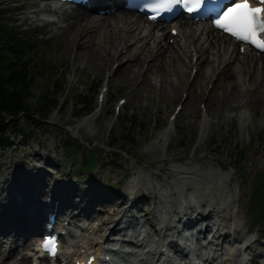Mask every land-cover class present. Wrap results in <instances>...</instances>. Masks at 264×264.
<instances>
[{"label":"rangeland","instance_id":"1","mask_svg":"<svg viewBox=\"0 0 264 264\" xmlns=\"http://www.w3.org/2000/svg\"><path fill=\"white\" fill-rule=\"evenodd\" d=\"M10 1L15 3V7L29 5L32 2V0ZM34 10L24 9L17 12L14 15L16 24L29 27L32 29L31 34L37 32L50 37L51 40L46 41L45 51L49 59L63 64L62 81L65 77L71 84L72 90L74 89L73 91L79 87L80 91L88 95L97 107L88 120L77 118L75 116L76 110L70 103L66 106L63 104V108L59 111L53 110L48 123L44 124L38 138L34 139L29 145L22 147L20 152L10 151L2 156V160H0V190L4 185L7 188L9 183V185L17 184L23 177L22 175L25 174L26 176L27 173H29L30 182L37 184L36 181L39 178L36 177L39 175L45 177V182L50 183L53 181L55 183L59 178H67V169L73 167L74 185L79 188L87 186V191L81 193L85 198L84 203L81 205L84 210L95 208L96 213H98L101 204L106 202L103 200L93 207L89 205V201H86L89 195L93 196L98 192H109L111 184L125 181V175L135 179V183L130 189L128 186L130 181H125L123 185V194H128L130 198L134 195L139 198L145 195L152 196V191H159L161 194L166 193L169 201H172L173 198L179 197V195H172L174 189L169 188L168 183L173 178H168L163 168L172 167L171 164L174 161L171 160V153L173 149H178L180 151L178 156L182 160L174 162L175 165H195L201 171L209 174L219 184L221 193H217L218 196L233 201L231 205L234 215L232 214L231 221L227 220V224H238L242 237L254 239L257 237L256 233L261 232L264 238V221L253 223L250 218L252 184L256 174L264 170V101L253 99V104H250L251 101L243 99L232 101L231 106L227 103L221 104L223 95L220 90L216 91L212 87L214 79L205 82L202 86L206 93L211 91L209 100L194 95L188 97V92H182V96L174 97L170 94H160L158 91L150 92L145 87H139L136 90L138 82L134 84L120 79L125 71L116 67L117 64L121 65L122 60H108L104 49H99V53L106 56L105 66L100 67L97 62L90 63L88 60L76 63L75 57L78 51L77 47L71 43V39L77 27L73 25L69 30L53 24L40 27L39 25L43 24V21L32 22L27 19L34 16L32 13ZM90 15L96 18L94 14ZM147 24L145 19L142 20V25L147 26ZM35 27L38 28L34 29ZM173 40L174 38L167 39L171 43H173ZM235 65L241 66V63L237 60ZM144 68L143 64L142 69ZM188 70L190 71V69ZM191 73L192 71L190 72V80H192ZM108 77L112 78L107 96L108 101L101 109L96 96L102 82ZM151 77L156 78L154 75ZM170 78L174 81L178 80L175 76ZM245 80H240L239 83L235 75L233 78V81L240 88L247 87L243 84ZM35 82L45 89L43 83H41L42 75L38 76ZM248 82H250L249 86L254 88V84L251 81ZM50 90L52 96L63 103V96H60L53 89ZM33 92L38 94V89L35 87ZM257 93L264 96V88L262 92ZM186 94L187 98L183 101L182 99ZM121 97L126 98L128 102L122 112L119 113V118H117L118 114L113 111V108ZM182 102H184V108L177 120L173 124L168 122V118L174 112L176 105L182 104ZM31 104H35L34 99L31 100ZM98 116L102 118L101 121L97 119ZM126 117L137 120L138 124H143L145 127L135 137L132 135L129 141L126 140L125 136L129 134L132 128L125 122ZM69 120H71L70 124H68ZM89 134L94 137L91 141H86L84 135L88 136ZM70 135L77 136L81 143V146L74 149L73 155L69 154L67 149L62 147L63 145L61 146V144L66 143ZM110 141H113L118 148L122 147L131 154L133 152L135 158L126 156L123 153L118 157H108L110 149L105 144ZM171 142L174 147L171 146L172 149L167 151L166 148ZM154 145L159 146L157 153L153 149ZM19 147L21 146L17 142V148ZM84 147H90L96 151L99 160L102 162L95 169L96 177L92 176L88 169L83 173L78 170L79 162L86 157ZM241 149L246 151L243 155L244 168L239 163ZM36 153L40 154V158L33 161V155ZM139 157L141 160H139ZM111 161L115 163L113 165L109 164ZM154 162L155 164L152 166L149 164ZM233 166H236L237 169ZM159 173L162 175H159ZM158 176L159 178H157ZM6 182L8 183L6 184ZM152 182L161 186L166 185L168 192L163 188V190L157 187L152 188ZM69 197H71L70 204H73L76 202L75 198L78 195L69 194ZM238 197L239 200H236ZM66 200L64 201L68 203L69 200ZM92 201L96 202L95 200ZM143 203L144 201L141 200L140 204ZM152 205L153 198H150L148 203L150 210L153 209ZM154 218H156L155 211ZM93 221L89 222L90 226L93 225ZM80 224L86 225L85 221ZM19 225L24 227V223ZM78 235L86 238L89 233L80 230ZM236 236L238 234L233 233L229 240ZM18 242L22 243V241ZM19 243H12V247L8 245L3 249L0 245V264H22L20 263L21 256L6 259L8 253H10L9 247L14 249ZM259 244H264V239L260 240ZM254 248L257 253L262 252L264 254L262 247L255 245ZM257 260L260 261L261 259L258 258ZM26 264H30V262Z\"/></svg>","mask_w":264,"mask_h":264},{"label":"bare ground","instance_id":"2","mask_svg":"<svg viewBox=\"0 0 264 264\" xmlns=\"http://www.w3.org/2000/svg\"><path fill=\"white\" fill-rule=\"evenodd\" d=\"M38 3L39 0H34L32 4L38 6L33 12L37 19H40L39 14L44 8L49 11L51 9L47 6L41 7ZM134 15V12L118 11L117 14L106 15L105 18L94 20V17L89 15V11L76 7L71 11H64L61 14V18L59 16V20L54 22V24L65 26L67 30L73 25L77 27L71 39V43L77 47L78 51L75 57L76 63L88 60L90 63L97 62L100 67H103L106 63V56L108 60H122L119 68L123 69L125 74L120 79L134 84L138 82L136 90L139 87H145L150 92L158 91L160 94H170V96L174 97L182 96V92H188V97L194 95L209 100L211 91L206 93L202 86L205 82L214 79L213 88L216 91L220 90L223 95L221 104L227 103L231 106L232 101L243 99L251 101L250 104H253V99L255 101L259 99L264 101V96L257 93L262 92L264 88L263 55L236 52L235 49L231 48L232 44L236 48V42L227 35L214 30L207 23L194 28L192 24L180 19L173 24V26L178 27L180 32L177 37L171 34L170 28L169 30L162 29L164 31L163 36L159 37L156 32L158 33L160 29L156 28L162 26V24H154L148 21V26L144 27L141 21L144 16L138 15V17L133 19ZM168 38H175L174 43L168 42ZM99 49H104L106 56L100 54ZM194 58L196 61H194ZM237 60L241 63V66L235 65ZM143 64L144 69H142ZM193 68H196L197 71L192 80H190V72ZM152 75L156 78H152ZM234 75L238 78V82H240V79H248L247 81H251L254 84V88H240L233 81ZM171 76L177 77L178 80H172ZM107 80L110 84L112 78L109 77ZM70 123L71 120L68 121V124ZM93 137L92 134L84 135L86 141H91ZM171 146L174 147L172 142L166 150L172 149ZM153 149L157 153L159 146L154 145ZM178 152H180L178 149H173L171 153L172 161L181 159L178 156ZM171 166L172 168L163 169L173 178V185L185 195L173 198V204L175 206L182 205V211L197 217V223L206 222V230L219 233L218 238L221 241L227 240L232 235L230 231H225L228 226V230L230 229L240 235L238 224H227V220L231 221L232 214L234 215L231 205L233 201L227 200L220 195L218 196L217 193H221L219 184L209 174L201 171L193 164H188L185 167L173 164ZM165 186L163 185V187ZM35 191L37 194L39 193V189L36 190V186L31 183L29 188L23 191L26 195L25 200L21 201L24 206L28 205L29 208H34V212L26 217L21 215L20 210H18L17 216L10 221L11 224L15 225L20 217H22L20 219L22 221L30 218L32 222L29 230H31L33 235L41 231L39 223L42 222L43 215L37 209L45 203L42 199L35 196ZM15 197L18 196L14 193L11 198L13 205L18 202ZM63 198L65 196L62 193H58L56 196V200ZM91 199L95 200L96 203H100L103 200L106 202L102 204L100 211V215L104 216L100 226L108 228L107 232L108 230L115 232L120 220L129 213L132 214L135 207V204L131 202L127 194L114 197L107 193L98 192ZM149 199V195L144 196L145 201ZM84 200L82 198L78 205L80 206ZM63 208L67 211L74 209L72 215L69 216L71 218L75 219L81 215L78 213L81 207L75 211L76 208L70 204V201ZM109 208H111V211H108ZM151 215L152 213L149 210L146 211L147 222L151 220ZM20 220L19 222L21 223ZM211 222H213V225H211ZM152 225L155 232L161 234L163 228H158L155 223H152ZM141 229L142 226L138 231L141 232ZM171 229L172 227L170 226L169 230ZM12 231L14 232L15 230L12 229ZM22 235L19 231L7 235L0 243L1 248L8 245L12 247V243L9 244V242H12V237H20ZM145 237V241L150 242V245H152L149 231ZM26 239V242L20 245L24 249L30 247L31 237L27 236ZM255 242L252 241L248 246L251 252L254 251ZM153 243L158 247L159 242L157 240H154ZM20 246L17 249L10 250L8 259L21 254ZM261 247L264 248V244ZM217 248L218 252L222 251L224 253V248ZM178 252L180 251L177 249ZM249 255L253 254L249 253ZM260 255L261 253L258 256ZM221 259L224 258L222 257ZM170 260L172 261L173 259L170 258ZM25 262H28V257L24 255L21 263L24 264Z\"/></svg>","mask_w":264,"mask_h":264},{"label":"trees","instance_id":"3","mask_svg":"<svg viewBox=\"0 0 264 264\" xmlns=\"http://www.w3.org/2000/svg\"><path fill=\"white\" fill-rule=\"evenodd\" d=\"M8 10L0 3V125L9 117H17L25 112L32 114L28 98L32 95L30 89L34 86L36 78L45 75L47 89L59 83L56 79L62 68L61 63L53 62L47 57L43 48L36 49L27 39L24 32L18 30L8 17ZM46 89V90H47ZM79 104H89L90 99L77 92ZM56 105L49 93H44L43 101H39L37 111L43 116ZM127 122L136 128L135 122ZM18 127V121L0 126V145L10 144L7 130ZM264 212V173L258 176L256 182V211Z\"/></svg>","mask_w":264,"mask_h":264},{"label":"snow or ice","instance_id":"4","mask_svg":"<svg viewBox=\"0 0 264 264\" xmlns=\"http://www.w3.org/2000/svg\"><path fill=\"white\" fill-rule=\"evenodd\" d=\"M206 3L207 0H154L150 11L159 15L180 5L192 13L200 10ZM152 18L155 19L156 16ZM214 23L240 41L264 50V0H234L232 5L215 19ZM43 247L54 254L56 242L53 239H47Z\"/></svg>","mask_w":264,"mask_h":264}]
</instances>
